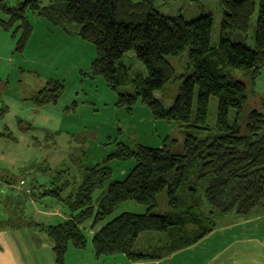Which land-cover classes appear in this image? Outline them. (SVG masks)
Instances as JSON below:
<instances>
[{"label":"trees","instance_id":"16d2710c","mask_svg":"<svg viewBox=\"0 0 264 264\" xmlns=\"http://www.w3.org/2000/svg\"><path fill=\"white\" fill-rule=\"evenodd\" d=\"M207 1L217 2L223 12L216 46L212 45L211 15L188 23L181 16H163L153 10L155 0L138 4L131 0H51L44 7L39 0L14 7L0 0L1 10L9 17L0 27L9 32L18 24L13 40L21 32L14 54H23L31 37L28 15L71 29L95 47L96 58L86 76L103 78L117 94L118 104L128 111L140 102L155 120L179 124L184 137V154L119 144L106 161L135 162L122 182H109L111 170L104 164L79 168V179L68 180V173H59L52 187L38 197L29 192L31 199L51 198L69 212L70 219L58 226L37 225L52 242L54 264H65L69 249L82 251L88 245L96 259L122 255L132 263L157 262L199 243L223 218L264 214V94L255 92L256 81L264 74V0L258 4L254 0ZM256 14L254 47L233 42L230 36L234 34L248 35ZM186 49L192 72L178 78L166 58L179 57ZM129 52L144 66V74L131 78L130 71L118 65ZM235 73L243 79L237 80ZM177 79L180 89L165 109L157 94ZM130 88L132 93L125 92ZM63 92L61 83L50 80L28 101L38 108L56 105ZM213 98L217 112L212 126ZM6 112L0 110V120ZM7 131L0 133V140L15 142ZM17 182L10 175L6 185L14 187ZM98 191L103 193L95 200ZM163 193L171 212L151 214ZM129 202L146 207L147 213H124L109 220ZM5 224L0 221V228ZM87 224L93 232L90 241L84 233ZM147 233L158 236L137 249Z\"/></svg>","mask_w":264,"mask_h":264},{"label":"rangeland","instance_id":"374dc122","mask_svg":"<svg viewBox=\"0 0 264 264\" xmlns=\"http://www.w3.org/2000/svg\"><path fill=\"white\" fill-rule=\"evenodd\" d=\"M25 1L5 0V5L14 7ZM39 1L42 7L51 3V0ZM142 1L131 0L133 4ZM254 1L258 4L259 0ZM153 10L163 16H181L188 23L211 15L214 21L212 45H217L223 16L222 9L217 2L207 0H155ZM0 13L7 16L1 8ZM28 19L32 24H36L37 20L43 21L42 18L31 15H28ZM256 21L257 14L251 20V29L247 36L234 34L230 36V39L233 42H242L251 48L254 47L253 37ZM14 30L15 28L11 30V33ZM70 39L76 41V43L72 42L73 44H70L67 49L74 54V62H70V73L67 74L63 70L60 73L61 76L56 75L55 72L52 73L65 84L64 92L56 105L38 108L28 101L29 88L35 86L34 88L40 91L50 79L48 81L36 80L32 75L18 70L19 64H14L11 82L9 85L7 84V90L10 92L6 98L20 102L22 106L27 104L24 116L32 117L34 126L29 124L20 126L18 120L14 118L15 115H9L8 111L5 113L7 120L10 117L12 123L10 124L11 130L7 133H12L16 141L6 140L3 152H7L6 157L11 158V161L13 159L10 164H13L16 170L10 175L14 176L18 182L12 188L5 187L6 195L0 191V202H4V204H0V219L8 222L11 218L9 221L11 222L10 228L24 236L36 249H44L45 257L49 253L46 249L50 243L46 234L34 224L58 225L63 222L60 218L66 220L69 212L62 204L51 198H34L33 200L28 196L29 192L32 191L38 197L39 194L52 187L51 183L59 173L62 175L68 173V177H70H67L68 180L71 178L79 179V168H91L104 164L111 170L109 182L124 181L134 168L135 162L133 160L106 161L109 156L117 151L119 144L127 145L131 149H136L138 146L154 149L165 148L173 153L184 154V137L179 124L155 120L149 109L140 102H137L132 111L120 106L117 94L108 89L103 78L91 79L84 74L90 70V65L96 58L95 47L84 42L78 36ZM61 43L62 40L60 39L59 53L66 50L65 43ZM44 49L46 50V46ZM48 50H50V44ZM47 51L44 52L45 57ZM166 60L173 66L178 78L191 75L188 49L179 57H167ZM90 61L92 62L90 63ZM118 65L126 67L130 71L131 78L145 72L144 66L136 60L133 52L125 54ZM26 66L31 67L30 65ZM235 77L237 80L243 79L240 73H235ZM180 86L181 80H173L166 86L165 90L157 94V99L165 109H169L172 105ZM125 92L132 93V89L130 88ZM255 92L258 95L264 94V74L257 82ZM29 107H34L35 112L31 111ZM216 112L217 102L213 98L209 111V123L212 126L215 124ZM165 140H167L166 143ZM15 155L17 156L16 161ZM102 193L103 191L96 192L95 200H98ZM169 212L171 210L167 204L165 193H163L158 197V207L151 214L165 215ZM124 213L145 214L147 208L129 202L121 206L109 220ZM88 227L89 224L86 225L87 229L84 230V233L87 240L90 241L92 235ZM157 236L158 234L153 233L144 234L138 241L137 249L145 241L148 243V240L151 241ZM42 245L43 247L40 248ZM72 253L74 251L70 254L69 264H94V261L87 255L88 252L79 251L77 258H74ZM115 257L108 258L105 264H129V262L119 261L120 257ZM65 264H67V258Z\"/></svg>","mask_w":264,"mask_h":264},{"label":"crops","instance_id":"0c3cea01","mask_svg":"<svg viewBox=\"0 0 264 264\" xmlns=\"http://www.w3.org/2000/svg\"><path fill=\"white\" fill-rule=\"evenodd\" d=\"M42 20L43 21L37 20L38 22L36 24L30 22L32 26L31 37L23 54L16 56L13 52L16 39L20 36L21 32H19L17 38L13 40L11 37V30L6 32L0 27V110L5 108L9 112V115H15L14 118L22 123L21 126L25 124L34 126V124L32 117L24 116L27 104L22 106V103H18L11 98H6V95L10 92L7 90V84L9 85V82H11L14 64H19L18 70L32 75L36 80L41 79L42 81H48V79H50L58 81L65 89L64 82L56 78V76H53L52 73L55 72L56 75L61 76L60 73L63 70L69 74V69L71 67L70 62H74V54L67 49L70 44H73L72 42L76 43L75 40L73 41L70 38H77V35L69 32L71 29L67 31L61 27L52 25L45 19ZM8 22L9 17L0 13V24H6ZM17 26L18 24H16L14 28ZM72 30L74 31V29ZM60 39L62 40L61 44L65 43L66 45V50L61 53H59ZM49 44L50 50H48ZM76 45L82 47L81 45ZM45 46L46 50L44 49ZM45 51H47L46 57L44 55ZM91 62L92 61H90V63ZM26 65H30L31 67ZM67 65L68 67H66ZM89 72L90 70L84 74H88ZM261 76L257 79L256 85L261 79ZM34 87L35 86H31V88H29V96L32 92L35 93L39 91ZM29 109L35 112L34 107H29ZM10 124H12L10 117L9 120H7L6 116H4V118L0 120V133H3L6 129L11 130ZM6 142V140H0V163H2L0 164V191L3 195H6L5 187L7 186V179L10 177V174H13L16 170L13 164H10L13 162V159L11 161V158L6 157L7 152H3ZM8 143L11 144L10 142ZM16 160L17 156L15 161ZM2 202L3 201H1L0 204H4V202ZM60 219L63 220L62 223H64L70 218L67 216L66 220L64 218ZM0 221L3 220L0 219ZM9 221H11V218ZM9 221H3L6 223V226L5 228H0V264H54L55 257L52 252V242L43 229L40 228V230L46 234L50 243V245H47L46 250L49 253L46 254V257L43 251L44 249H36L24 236L12 230V228H10L11 222ZM37 225L39 224H34V226ZM58 225L47 224L45 226ZM92 234L93 232H91V235ZM42 247L43 245L40 248ZM72 251H74V253H72L74 254V258L79 257V255H77L79 251L69 249L66 255L67 264H69V257ZM80 252H88L87 255L94 261V264H105L108 258H112L96 259L91 245H88L85 250ZM43 257H45V259H43ZM118 257H120L119 261L123 263L129 262V264H133L128 261L125 256L120 255L115 258ZM137 264H264V214L255 215L248 219H238L233 216L223 218L218 221V228L199 243L161 261Z\"/></svg>","mask_w":264,"mask_h":264}]
</instances>
